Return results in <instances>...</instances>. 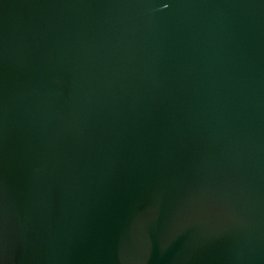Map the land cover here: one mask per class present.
Masks as SVG:
<instances>
[{
	"label": "water",
	"instance_id": "95a60500",
	"mask_svg": "<svg viewBox=\"0 0 264 264\" xmlns=\"http://www.w3.org/2000/svg\"><path fill=\"white\" fill-rule=\"evenodd\" d=\"M0 264H264V0H0Z\"/></svg>",
	"mask_w": 264,
	"mask_h": 264
}]
</instances>
